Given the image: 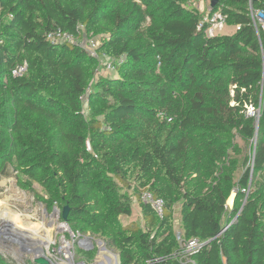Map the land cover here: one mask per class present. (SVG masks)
Here are the masks:
<instances>
[{
	"label": "trees",
	"instance_id": "obj_1",
	"mask_svg": "<svg viewBox=\"0 0 264 264\" xmlns=\"http://www.w3.org/2000/svg\"><path fill=\"white\" fill-rule=\"evenodd\" d=\"M192 1L0 0V180L48 212L68 204L74 233L119 264H264V30L250 15L264 0H218L234 31L215 36ZM79 25L97 55L46 37ZM134 199L143 222L124 223ZM192 238L207 244L187 252Z\"/></svg>",
	"mask_w": 264,
	"mask_h": 264
},
{
	"label": "rangeland",
	"instance_id": "obj_2",
	"mask_svg": "<svg viewBox=\"0 0 264 264\" xmlns=\"http://www.w3.org/2000/svg\"><path fill=\"white\" fill-rule=\"evenodd\" d=\"M198 4L199 2L195 3V5ZM208 6L209 1H205L202 4V7H205V11H207ZM232 31H234V28L226 27L222 32L230 33ZM110 71L111 70L107 71L105 69H102L101 74L105 76L115 74L113 73V71ZM252 109L254 108L250 107L248 109V112L252 111ZM254 112L257 114L256 109H254ZM238 141L243 147L244 156H249L251 154V146L242 139H238ZM249 165H251V163L247 164L245 168L249 167ZM240 174L241 172H239V175ZM36 188L39 191H42L41 187L38 184H36ZM235 196L236 192L232 194L228 201L229 211L232 210L234 206ZM0 205L1 207L5 206L8 209V212L11 217H13L14 222L17 223V225H15L13 222L9 220L7 221L13 224L10 229L12 230V232H15L17 234L15 237H18L15 238L17 239V241L14 242L15 245L13 246V249H9L6 247V245L8 246V243H5V241H8L9 238L7 240L2 239L1 241L3 242L4 246L0 247V251L2 253L4 252L7 255L19 257V252H22L19 249H21L25 245H27L28 248L32 250L36 249L37 247L48 248L45 245V243L47 242L46 236L51 239L50 242H52V245L51 243H49L48 245H51V249L59 248L62 239L71 240L70 232H66V229L62 230L61 223L63 221L58 217L54 218L50 216L53 210L49 211L48 214L44 213L45 206L41 202H38L33 195L21 190L16 184V178H14L13 176L6 183L2 181V183L0 184ZM180 211V207L177 206L175 209V232L178 240L181 242V239L183 238V230L181 227ZM229 211L226 218H230ZM13 212L18 216H13ZM132 220L143 222L141 207L135 199L133 200L132 215L123 217L124 223H128ZM34 225H43V228H46L47 232L43 230H35L33 227ZM68 227L71 229V231H73L69 224ZM86 236L92 237L91 246L86 244V241L84 240ZM19 242H21L22 247ZM104 246H106V249H103ZM71 249L74 253V261L76 263L84 262L86 264H118V252L114 249L109 248L105 240L100 237H93L90 234L78 237V235L76 234ZM14 252L16 254H14ZM23 259L27 261L29 257L23 256Z\"/></svg>",
	"mask_w": 264,
	"mask_h": 264
},
{
	"label": "built area",
	"instance_id": "obj_3",
	"mask_svg": "<svg viewBox=\"0 0 264 264\" xmlns=\"http://www.w3.org/2000/svg\"><path fill=\"white\" fill-rule=\"evenodd\" d=\"M205 1H209V6L207 8V11H205V7H202V4ZM196 2H199V4L195 5ZM190 5L197 8L200 11V13L203 15V18L200 21L199 27L200 29L205 30L206 35L215 36L217 34L222 33V31L226 28V15H224L220 9L213 10L214 7L212 6V0H193L190 3ZM250 15L254 21V24L257 30L259 28L264 30V13L259 10H256V11L251 10ZM78 29L79 30L77 33L63 31L61 29H54V30L47 32L46 37L53 44L72 43L78 46H82L83 48L87 49L92 55H97L96 49L99 47L101 43V37L99 36L91 37L92 35H89L86 33L84 25H79ZM105 66H106V69L112 71L114 69L113 60L106 61ZM14 73L19 74V71L14 70ZM249 114L251 116H259V110L257 111V114H256L254 112V109H252V111H250ZM142 200L146 203H150L155 209V211L157 212V214L160 216H163L164 201L162 199L155 198L151 192L147 191L143 193ZM54 208H58V210H60L58 206H55ZM51 217H54V218L58 217L61 219L60 211L53 212ZM61 225L65 226L64 229H66V232L67 231L70 232L71 240L62 239V241L60 242L59 248L51 249L50 248L52 245L51 243V245L48 246V248L45 247L46 255L53 261L54 264H86L84 262L76 263L74 261V253L71 249V246L74 243L76 234L73 231H69L68 224H66V222L63 221ZM77 235L78 237L81 236L79 233ZM205 244H207V242H202L197 238H192L186 241L185 243H183L186 251L190 253H195L200 248H202V246H204ZM24 256L29 257L28 260H31L33 262L31 254L24 253ZM15 261L18 264L27 263V261H25L23 257L19 259L16 258Z\"/></svg>",
	"mask_w": 264,
	"mask_h": 264
},
{
	"label": "water",
	"instance_id": "obj_4",
	"mask_svg": "<svg viewBox=\"0 0 264 264\" xmlns=\"http://www.w3.org/2000/svg\"><path fill=\"white\" fill-rule=\"evenodd\" d=\"M217 3H218V0H212V6L213 7ZM70 210H71V207L67 204V205H65L62 208V211L61 210H58V208H54L53 211H52V213L55 212V211H60L62 220L64 222H66V224H68L67 223V220H68V215L70 213ZM44 212L46 214H48V211H47L46 208L44 209ZM51 215L52 214H50V216ZM12 226H13L12 223L0 219V247H4L3 246V242L1 241L2 239L7 240L9 238V240L8 241H5V243L6 242H16L17 241V239H15V238H18V237H15L17 234L15 232H12V230L10 229ZM69 231H71L70 228H69ZM91 239H92V237H87V236L84 238V240L86 241V244L89 245V246L92 245ZM19 244L22 247L21 242H19ZM6 247L9 248L7 245H6ZM103 249H106V246H104ZM22 250L24 252H27V253H29V254L32 255V260H33V263L34 264H54L53 261L46 255V249L45 248L37 247L34 250H30L28 248L22 247ZM117 262L119 264L118 258H117Z\"/></svg>",
	"mask_w": 264,
	"mask_h": 264
},
{
	"label": "bare ground",
	"instance_id": "obj_5",
	"mask_svg": "<svg viewBox=\"0 0 264 264\" xmlns=\"http://www.w3.org/2000/svg\"><path fill=\"white\" fill-rule=\"evenodd\" d=\"M12 214H13V216H18L14 212ZM0 219L1 220H4L5 219L6 221L9 220V221L13 222L15 225H17V223L14 222L13 217H11V215L9 214L8 209L5 206H2L1 207V205H0ZM33 227H34L35 230H43V231L47 232V229L46 228H43V225L42 226L41 225H34ZM61 227H62V230H64L65 226L64 225H61ZM61 227H60V229H61ZM50 240L51 239H49L48 236H46V241L47 242L45 243V245L47 247H48L49 243H52V242H50Z\"/></svg>",
	"mask_w": 264,
	"mask_h": 264
},
{
	"label": "flooded vegetation",
	"instance_id": "obj_6",
	"mask_svg": "<svg viewBox=\"0 0 264 264\" xmlns=\"http://www.w3.org/2000/svg\"><path fill=\"white\" fill-rule=\"evenodd\" d=\"M6 243H8V247H9V249H10V248L13 249V246L15 245L14 242H6ZM24 248H28V246L25 245ZM28 249H29V248H28ZM19 250H21L22 252H19V257L15 256L17 259L22 258V257L24 256V253H27V252H24V251L22 250V248L19 249ZM30 250H32V249H30ZM14 254H16V253L14 252Z\"/></svg>",
	"mask_w": 264,
	"mask_h": 264
},
{
	"label": "crops",
	"instance_id": "obj_7",
	"mask_svg": "<svg viewBox=\"0 0 264 264\" xmlns=\"http://www.w3.org/2000/svg\"><path fill=\"white\" fill-rule=\"evenodd\" d=\"M10 178H12V177H6V178L1 179V180H0V184L2 183V181L6 183L7 181L10 180ZM4 254H5V253H4ZM6 255H7V254H6ZM116 263H117V262H116Z\"/></svg>",
	"mask_w": 264,
	"mask_h": 264
},
{
	"label": "clouds",
	"instance_id": "obj_8",
	"mask_svg": "<svg viewBox=\"0 0 264 264\" xmlns=\"http://www.w3.org/2000/svg\"><path fill=\"white\" fill-rule=\"evenodd\" d=\"M10 256L13 257L14 260L16 259V257H14V256H12V255H10Z\"/></svg>",
	"mask_w": 264,
	"mask_h": 264
}]
</instances>
